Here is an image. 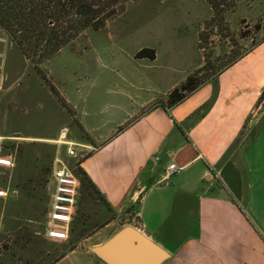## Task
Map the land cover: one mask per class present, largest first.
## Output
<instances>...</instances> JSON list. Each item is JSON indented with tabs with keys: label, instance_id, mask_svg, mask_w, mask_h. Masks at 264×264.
Segmentation results:
<instances>
[{
	"label": "rangeland",
	"instance_id": "rangeland-1",
	"mask_svg": "<svg viewBox=\"0 0 264 264\" xmlns=\"http://www.w3.org/2000/svg\"><path fill=\"white\" fill-rule=\"evenodd\" d=\"M210 18L205 0H132L102 28L40 61L24 56L0 25V156L13 158L0 165V264H50L76 247L102 262L90 247L134 212L117 215L82 184L77 163L90 150L74 146L76 156H68L55 140L63 130L68 140L94 145L80 121L103 136L140 97L159 92L148 106L166 105L188 75L213 80L264 38V0H238L222 21ZM142 48H153L155 58L136 57ZM56 157L80 181L65 239L43 235ZM77 253L57 264H81Z\"/></svg>",
	"mask_w": 264,
	"mask_h": 264
},
{
	"label": "crops",
	"instance_id": "crops-1",
	"mask_svg": "<svg viewBox=\"0 0 264 264\" xmlns=\"http://www.w3.org/2000/svg\"><path fill=\"white\" fill-rule=\"evenodd\" d=\"M263 89L264 38L172 106L140 97L97 137L80 121L95 144L78 165L117 215L134 212L123 225L167 251L161 264H264ZM76 253L103 264L77 247L54 264Z\"/></svg>",
	"mask_w": 264,
	"mask_h": 264
},
{
	"label": "trees",
	"instance_id": "trees-1",
	"mask_svg": "<svg viewBox=\"0 0 264 264\" xmlns=\"http://www.w3.org/2000/svg\"><path fill=\"white\" fill-rule=\"evenodd\" d=\"M130 1L132 0H0V25L24 56L40 61L55 55L83 31L102 28L109 19L122 12ZM205 1L211 9L210 20L222 21L224 14L232 10L238 0ZM135 56L154 59L155 50L142 48ZM236 58L220 68L217 74ZM206 81L208 80L199 81L195 75H188L182 83L168 92L166 106L182 101ZM51 89L54 91L52 86ZM263 98L264 89L259 96V99ZM77 166L82 184L88 183L100 195L78 163ZM63 256L64 254H60L50 264Z\"/></svg>",
	"mask_w": 264,
	"mask_h": 264
},
{
	"label": "built area",
	"instance_id": "built-area-1",
	"mask_svg": "<svg viewBox=\"0 0 264 264\" xmlns=\"http://www.w3.org/2000/svg\"><path fill=\"white\" fill-rule=\"evenodd\" d=\"M57 145H65L68 156H76L74 146H81L88 151L92 147L83 143H76L66 138V131H61L55 140ZM12 155L7 153L0 156V165L10 166ZM179 170L171 163L167 167V174ZM50 196L47 211L45 213V225L43 235L49 239H65L69 232L72 215L75 210L80 181L73 169L66 165L60 158L56 157L52 163L50 174ZM3 190H0V195Z\"/></svg>",
	"mask_w": 264,
	"mask_h": 264
},
{
	"label": "water",
	"instance_id": "water-1",
	"mask_svg": "<svg viewBox=\"0 0 264 264\" xmlns=\"http://www.w3.org/2000/svg\"><path fill=\"white\" fill-rule=\"evenodd\" d=\"M104 264H161L167 251L130 224L90 247Z\"/></svg>",
	"mask_w": 264,
	"mask_h": 264
}]
</instances>
